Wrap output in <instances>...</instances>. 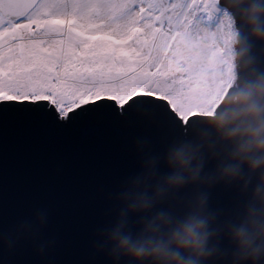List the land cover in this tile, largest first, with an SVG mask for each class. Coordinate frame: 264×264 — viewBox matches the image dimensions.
I'll list each match as a JSON object with an SVG mask.
<instances>
[{"label":"snow or ice","instance_id":"1","mask_svg":"<svg viewBox=\"0 0 264 264\" xmlns=\"http://www.w3.org/2000/svg\"><path fill=\"white\" fill-rule=\"evenodd\" d=\"M215 0H0V108L68 123L163 109L186 128L227 71Z\"/></svg>","mask_w":264,"mask_h":264},{"label":"clouds","instance_id":"2","mask_svg":"<svg viewBox=\"0 0 264 264\" xmlns=\"http://www.w3.org/2000/svg\"><path fill=\"white\" fill-rule=\"evenodd\" d=\"M214 8L226 26L227 71L215 98L190 118V136L182 131L162 156L145 152L147 139L135 142L141 171L115 195L114 223L95 233L94 254L105 252L113 264H264V0H215ZM209 161L215 167L206 172ZM221 183L238 185L244 198L227 212L209 208L207 189ZM190 185L194 194L177 199ZM172 201L183 211H153ZM46 223V211H38L32 221L0 232V241L11 252L22 238L36 241ZM54 243H40L37 253Z\"/></svg>","mask_w":264,"mask_h":264},{"label":"water","instance_id":"3","mask_svg":"<svg viewBox=\"0 0 264 264\" xmlns=\"http://www.w3.org/2000/svg\"><path fill=\"white\" fill-rule=\"evenodd\" d=\"M162 113L163 109L140 105L123 118L97 112L57 123L49 115L18 106L0 108V232L32 221L38 211L47 213V223L36 241L22 238L11 252L0 241V264H113L105 252L94 254L95 233L114 223L119 208L115 195L129 177L141 171L143 154L135 142L147 139L145 152L162 156L182 131L191 135ZM214 167L215 161H209L205 171ZM168 171L161 160L159 173ZM238 187L225 188L221 183L207 189L209 208L233 209L244 199ZM195 190V186H187L176 194L177 199L187 198ZM169 208L183 211V205L175 201L153 211ZM136 219L137 215L130 217V221ZM137 230L138 226L133 228V232ZM51 240L54 245L38 254L37 246ZM222 244L226 246L227 241ZM119 264H127V260Z\"/></svg>","mask_w":264,"mask_h":264}]
</instances>
